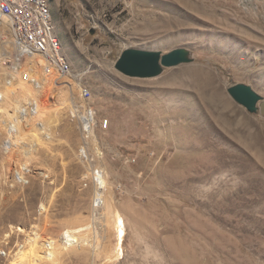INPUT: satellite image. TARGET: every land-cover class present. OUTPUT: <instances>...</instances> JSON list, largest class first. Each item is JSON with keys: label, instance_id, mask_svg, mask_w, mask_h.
Returning <instances> with one entry per match:
<instances>
[{"label": "rangeland", "instance_id": "1", "mask_svg": "<svg viewBox=\"0 0 264 264\" xmlns=\"http://www.w3.org/2000/svg\"><path fill=\"white\" fill-rule=\"evenodd\" d=\"M49 7L69 74L90 92L76 106L92 113L101 154L61 115L51 138L40 139L27 178L13 184L10 173L0 176V264L11 263L24 238L5 243L9 225L28 234L35 225L56 240L91 225L93 245L59 264H264V0H49ZM126 49H181L190 60L155 77H129L114 67ZM237 84L261 97L254 113L227 94ZM52 93L51 101L65 98L63 89ZM97 168L111 203L102 213L93 212ZM110 213L124 229L112 262Z\"/></svg>", "mask_w": 264, "mask_h": 264}, {"label": "bare ground", "instance_id": "2", "mask_svg": "<svg viewBox=\"0 0 264 264\" xmlns=\"http://www.w3.org/2000/svg\"><path fill=\"white\" fill-rule=\"evenodd\" d=\"M41 13L39 30L48 42L50 57L58 61L60 70L44 55L26 56V52H19L11 30L18 27V20H10L9 25L7 20L0 19V171L2 174L0 176L3 178L10 173L13 184L22 183L27 178L30 173L29 163L34 158L33 152L36 153L40 139L51 138L55 129L53 124L61 115L63 119L64 116L73 118L81 130L87 133V138L93 142L96 156L100 157L101 154L92 139L93 116L88 112L83 113L76 106V100L83 101L81 89L73 76L69 73L63 74V71L70 72L71 67L62 54L60 41L52 31L49 0L41 3ZM27 45H34V37H27ZM54 87L63 89L65 95V98L62 97L63 101L58 99L51 101ZM61 105L65 106L62 108ZM86 145L85 143V147L81 148L78 159H87ZM90 176L95 191L93 212L102 213L110 210L111 203L107 196L108 182L104 171L98 169ZM46 211V207L41 204L40 214H45ZM92 228L91 225L89 231L88 228L86 230L69 228L56 240L42 237L35 225L31 229V234H28L23 227L9 225L3 238L5 242L14 234L24 237L21 244H18L17 252L14 253L10 264H59L65 254L77 248L93 245ZM106 228L116 238L113 255L108 260L112 262L118 260L122 254L121 242L124 229L117 213L111 214Z\"/></svg>", "mask_w": 264, "mask_h": 264}, {"label": "water", "instance_id": "3", "mask_svg": "<svg viewBox=\"0 0 264 264\" xmlns=\"http://www.w3.org/2000/svg\"><path fill=\"white\" fill-rule=\"evenodd\" d=\"M187 53L181 49L160 55L158 52L135 49L124 50L117 61L115 69L123 75L137 78L157 76L164 68H172L188 62ZM227 94L248 112L254 113L261 97L249 86L237 84L227 89Z\"/></svg>", "mask_w": 264, "mask_h": 264}, {"label": "built area", "instance_id": "4", "mask_svg": "<svg viewBox=\"0 0 264 264\" xmlns=\"http://www.w3.org/2000/svg\"><path fill=\"white\" fill-rule=\"evenodd\" d=\"M44 0H0V19L18 20V27L11 28L15 45L19 52L26 56L33 54L44 55L58 70V61L50 57V48L44 35L39 30L41 18V3ZM27 37H34V45H27ZM69 71H63V74ZM81 95L85 100L90 98L89 90L83 88ZM91 116L92 113L88 112Z\"/></svg>", "mask_w": 264, "mask_h": 264}]
</instances>
